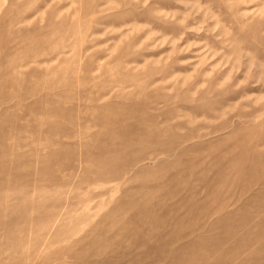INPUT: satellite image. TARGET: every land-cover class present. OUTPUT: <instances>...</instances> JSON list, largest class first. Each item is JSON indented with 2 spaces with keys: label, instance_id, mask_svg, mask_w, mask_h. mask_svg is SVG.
Returning <instances> with one entry per match:
<instances>
[{
  "label": "rangeland",
  "instance_id": "obj_1",
  "mask_svg": "<svg viewBox=\"0 0 264 264\" xmlns=\"http://www.w3.org/2000/svg\"><path fill=\"white\" fill-rule=\"evenodd\" d=\"M0 264H264V0H0Z\"/></svg>",
  "mask_w": 264,
  "mask_h": 264
}]
</instances>
